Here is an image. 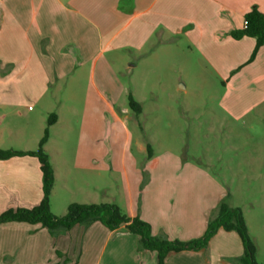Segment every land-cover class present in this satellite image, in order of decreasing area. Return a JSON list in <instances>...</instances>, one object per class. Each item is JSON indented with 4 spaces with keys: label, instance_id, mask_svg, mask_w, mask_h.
Returning a JSON list of instances; mask_svg holds the SVG:
<instances>
[{
    "label": "crops",
    "instance_id": "crops-1",
    "mask_svg": "<svg viewBox=\"0 0 264 264\" xmlns=\"http://www.w3.org/2000/svg\"><path fill=\"white\" fill-rule=\"evenodd\" d=\"M253 7L264 15V0H0V150L34 151L52 113L56 119L44 150L54 171L53 215H64L74 202L62 199L55 205L59 187L68 198L79 193L82 204L104 199L117 205L128 217L147 222L157 238H201L225 194L198 184L196 169L176 168L177 159L175 168H166V158L159 164L147 151L141 169L132 154L117 153V124L126 127L130 119L121 105L129 93L123 72L133 69L137 58H150L154 49L184 47L224 83L220 105L225 114L234 120L259 114L264 110V45L249 61L255 40L232 38ZM77 98L83 106L71 149L68 130ZM124 141L128 145V131ZM107 172L121 179L120 205L113 192L99 186ZM41 199L37 158L0 160V214L32 208ZM242 255L238 235L219 230L205 249L169 253L164 264H240ZM64 259L68 264L157 260L155 253L138 249V237L125 226L110 231L96 222L53 239L38 224H0V264H63Z\"/></svg>",
    "mask_w": 264,
    "mask_h": 264
},
{
    "label": "rangeland",
    "instance_id": "rangeland-1",
    "mask_svg": "<svg viewBox=\"0 0 264 264\" xmlns=\"http://www.w3.org/2000/svg\"><path fill=\"white\" fill-rule=\"evenodd\" d=\"M153 51L150 58H137L135 67L123 72L122 79L130 94L120 104L126 106L130 119L126 127L117 124V153L132 154L141 169L147 164L149 150L159 164L163 158L170 162L166 168H175L177 159L176 168L200 172L198 184L223 191L228 205L244 211L251 229L248 234L252 240L256 238L259 247L255 244L256 261L264 264V110L259 111L260 115L252 113L239 120L230 118L220 105L224 83L199 64L194 55H189L186 48ZM129 95L140 105L141 113L131 111ZM77 99V113L70 118L68 130L71 149L75 146L83 106V100ZM105 127L107 135V124ZM127 131L128 145L124 141ZM137 144L144 148L142 152ZM126 163L128 166L129 162ZM114 175L116 180L108 172L105 176L102 173L99 186L113 192L120 205L116 191L122 184L119 174ZM67 196L56 187L55 205L62 199L72 198V203L79 204L85 201L77 192ZM58 211L55 206L54 213ZM169 241L184 242L177 238Z\"/></svg>",
    "mask_w": 264,
    "mask_h": 264
},
{
    "label": "trees",
    "instance_id": "trees-1",
    "mask_svg": "<svg viewBox=\"0 0 264 264\" xmlns=\"http://www.w3.org/2000/svg\"><path fill=\"white\" fill-rule=\"evenodd\" d=\"M245 25L242 30L234 32L232 38L241 39L250 37L255 40V46L249 61H252L260 47L264 45V15L253 7L244 16ZM128 106L136 114L140 113V106L131 95L128 96ZM55 115L47 118L46 128L35 151L0 150V160L17 156H33L37 158L42 174V199L32 208H18L6 210L0 214V224L8 222H23L31 225H40L49 235L56 239L67 233L74 226L87 228L93 223H100L108 230L125 226L126 230L138 237V249L156 254V264H164L169 253L182 251H200L205 249L210 239L219 231L235 232L242 244L243 255L239 258L240 264H258L256 261V246L248 234L241 209L229 206L224 200L218 205L216 217L208 221L201 238L188 242L169 241L152 235L150 225L138 217L130 218L124 211L112 203H70L62 216H55L50 210V195L54 185V171L49 156L44 150L48 139V130L55 122ZM150 155V151L148 150ZM58 257L62 254L56 251ZM69 260L64 259L63 264Z\"/></svg>",
    "mask_w": 264,
    "mask_h": 264
},
{
    "label": "built area",
    "instance_id": "built-area-1",
    "mask_svg": "<svg viewBox=\"0 0 264 264\" xmlns=\"http://www.w3.org/2000/svg\"><path fill=\"white\" fill-rule=\"evenodd\" d=\"M244 25H245V22H244Z\"/></svg>",
    "mask_w": 264,
    "mask_h": 264
}]
</instances>
